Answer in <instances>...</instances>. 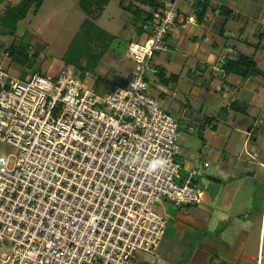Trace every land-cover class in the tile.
Listing matches in <instances>:
<instances>
[{
  "label": "built area",
  "instance_id": "built-area-1",
  "mask_svg": "<svg viewBox=\"0 0 264 264\" xmlns=\"http://www.w3.org/2000/svg\"><path fill=\"white\" fill-rule=\"evenodd\" d=\"M156 1L126 45V80L108 91L74 66L24 78L0 66V264H129L165 234L157 204L202 202L194 169L179 180L178 120L149 92L153 54L187 0Z\"/></svg>",
  "mask_w": 264,
  "mask_h": 264
},
{
  "label": "crops",
  "instance_id": "crops-1",
  "mask_svg": "<svg viewBox=\"0 0 264 264\" xmlns=\"http://www.w3.org/2000/svg\"><path fill=\"white\" fill-rule=\"evenodd\" d=\"M179 11L178 23L167 36L166 49L154 62L158 82L166 83L172 78L177 82L181 71L187 69V75L196 73L199 77L194 84L200 87L204 79L201 70L205 67L221 70L217 79L220 98L210 99L204 111L202 107L193 109L188 103V110L179 111L178 115L189 124H181L176 117L179 180L194 169L192 179L202 191V202L186 206L159 203V213L166 218L165 234L153 253L136 251L129 264H259L264 259V160L254 158L258 151L254 135L259 130L252 117L264 106L254 110V114L250 112L260 99L250 81L256 78L255 74L261 75L254 71L255 62L247 51L250 46L264 47V0H205L199 16L196 4L187 0ZM189 14L195 16L194 24L184 22L183 17ZM132 17L125 23L130 22L133 36L139 37L143 18ZM104 31L112 36L100 58L107 70L100 77L89 75L92 84L99 85V93L122 84L131 70V61L124 59V51L132 40L128 38L121 44ZM240 57L245 58L246 66L241 69L246 70V75L225 68L227 62ZM4 63V68L14 72L13 75L28 76L26 68L10 58H5ZM248 82L251 84L243 86ZM154 83L149 87H154ZM158 91L162 95L163 91ZM162 104L169 113L172 101L164 99ZM229 111L248 116V120L230 117ZM182 127L187 130L184 138L180 133ZM251 171L253 174H249ZM260 196L262 206L257 219L256 200Z\"/></svg>",
  "mask_w": 264,
  "mask_h": 264
},
{
  "label": "rangeland",
  "instance_id": "rangeland-1",
  "mask_svg": "<svg viewBox=\"0 0 264 264\" xmlns=\"http://www.w3.org/2000/svg\"><path fill=\"white\" fill-rule=\"evenodd\" d=\"M16 1L17 0H1L0 11L3 10L5 5L15 3ZM118 2L119 0H109L100 17L97 19L96 24L110 32L121 44L125 42V40L130 39L133 41L139 39L140 37L133 36V31L130 28L132 24L130 22L125 23L128 19L133 18L132 15L127 11H123L119 7ZM131 2L133 3L134 1L122 0V5L125 6ZM38 9L39 10L35 13L28 11L23 19L17 21L13 33H0L1 67H5L4 59L10 58L12 62L18 63L23 66V68H26L28 75L36 72L41 75L56 76L65 66H74L77 68L75 65L65 63L62 58L66 50L69 49L68 46L71 40L78 34L75 32L78 30V26L83 18V14L77 9V0H43L42 5ZM123 24L125 25L124 28L122 27ZM252 25L253 24H251V26ZM252 40H254V38ZM73 42V46L75 45V47L78 48L79 45L75 44L76 40ZM94 45V43L86 44L87 54L83 58H86V56H89V54L97 50V48L94 49ZM247 52H251V59L255 62L254 71L258 70L264 73V55L260 52V48L257 46H250ZM161 53L162 52L158 51L154 52L152 58L153 62L156 63L155 59ZM124 59L129 60V55L126 50L124 51ZM101 61L100 59L97 61L95 70L81 71V78H83L85 85L89 88H93L97 92H101L100 87L99 85L96 86L92 84L93 81L89 75H91L90 73H94L99 77L103 75L107 70V65ZM174 71L176 70L174 69ZM186 71L187 69L181 71L177 82L172 78L162 84L157 81L154 83V87H149V92L156 96L160 107H164V104H162L164 99H170L172 101L169 113L179 118V122L184 125L189 123L182 115L179 117L178 113L182 110H188V103L193 109L202 107L204 111L205 108L208 107L210 99L220 98V91L217 88L219 84L217 79L221 72L218 67H216L215 72H212V67H205V69L201 70V77L204 79L201 80L202 82L199 81L202 85L196 87L194 82L199 77L196 73H189L187 75ZM10 72L14 73L12 71ZM215 73L218 75H215ZM255 75V79L252 80L251 78L252 81L250 82H252V84L250 82L243 84L245 87L246 84H251V88H253L258 97H260L258 102H256L255 105L253 104V108L250 111L252 113L254 110H259L261 106H264V98H262L264 97V78H262L264 76ZM158 87H160V89H158ZM195 88L197 89L195 90ZM158 90L163 91L162 95H158L160 93ZM172 92H174V96H172ZM261 111H264V109L254 112L255 117H252L255 118V124L259 130L257 134L254 135L257 136L254 145L258 150L254 158L260 162L264 160V113H261ZM229 115L230 117L234 116L237 119L239 118L240 121L248 120V116L247 118L242 117L239 112L229 111ZM235 124L238 125V123ZM190 126H193V123H191ZM180 133H182V138H184V135L187 133L186 128L182 127ZM7 147L8 146L5 144H0V153H5ZM256 202H258V210L256 209L257 212H254H256L258 219L260 214L259 209L262 206L261 196ZM160 205L157 204L155 206L157 212L160 211ZM259 264H264V259H262Z\"/></svg>",
  "mask_w": 264,
  "mask_h": 264
},
{
  "label": "trees",
  "instance_id": "trees-1",
  "mask_svg": "<svg viewBox=\"0 0 264 264\" xmlns=\"http://www.w3.org/2000/svg\"><path fill=\"white\" fill-rule=\"evenodd\" d=\"M133 1V3L131 2L124 6L122 5V0H119L118 5L133 15L137 20L142 19L148 13L143 7H157L156 0ZM108 2L109 0H77V9L83 14V18L78 26V30L75 32L78 34L74 36L68 46L70 50L67 49L62 58L65 63L75 65L80 71L81 77L82 70L85 72L94 69L97 61L102 57L108 43L112 39L109 33L101 29L95 23ZM41 3L42 0H18L16 3L5 5L3 10L0 11V31L2 33H13L17 21L23 19L28 11L35 13ZM201 13L202 11L198 12V16ZM74 40H76L75 44L79 45L78 48H76L75 45L73 46ZM88 43H94V49L97 48V50L93 51L89 56H86V58H83L87 54L85 46ZM72 46L73 48L71 49ZM245 66V58L240 57L236 61L227 62L225 68L230 70V72L246 75V70L241 69ZM231 106L233 107V105Z\"/></svg>",
  "mask_w": 264,
  "mask_h": 264
},
{
  "label": "clouds",
  "instance_id": "clouds-1",
  "mask_svg": "<svg viewBox=\"0 0 264 264\" xmlns=\"http://www.w3.org/2000/svg\"><path fill=\"white\" fill-rule=\"evenodd\" d=\"M164 164V161L160 160V161H154L152 164V167L155 168L157 166H162Z\"/></svg>",
  "mask_w": 264,
  "mask_h": 264
},
{
  "label": "water",
  "instance_id": "water-1",
  "mask_svg": "<svg viewBox=\"0 0 264 264\" xmlns=\"http://www.w3.org/2000/svg\"><path fill=\"white\" fill-rule=\"evenodd\" d=\"M256 72H257L258 74L264 76V73H262V72H260V71H258V70H257ZM255 133H256V127L253 128L252 131H251V134L254 135ZM249 174H253V172L251 171Z\"/></svg>",
  "mask_w": 264,
  "mask_h": 264
}]
</instances>
